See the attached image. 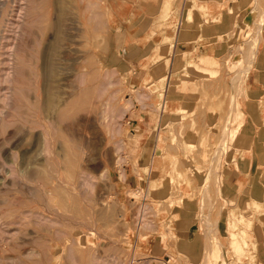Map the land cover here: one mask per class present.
I'll use <instances>...</instances> for the list:
<instances>
[{"label": "rangeland", "instance_id": "obj_1", "mask_svg": "<svg viewBox=\"0 0 264 264\" xmlns=\"http://www.w3.org/2000/svg\"><path fill=\"white\" fill-rule=\"evenodd\" d=\"M194 1L0 0V264H264V0Z\"/></svg>", "mask_w": 264, "mask_h": 264}, {"label": "bare ground", "instance_id": "obj_2", "mask_svg": "<svg viewBox=\"0 0 264 264\" xmlns=\"http://www.w3.org/2000/svg\"><path fill=\"white\" fill-rule=\"evenodd\" d=\"M195 2L196 1H194L193 0V7L189 10V12L188 13H186L185 14V16L188 18V19H192V18H195L196 16V13H195ZM34 4V3H33ZM35 5V4H34ZM196 5H198V3L196 4ZM201 5V4H200ZM199 5V6H200ZM23 6V5H22ZM89 7V6H88ZM92 7H93V5H92ZM201 8V7H200ZM33 9V8H32ZM90 9V8H89ZM92 9V8H91ZM32 13V12H31ZM32 17H33V14L31 15ZM34 16H36V15H34ZM30 17V16H29ZM29 21V20H28ZM28 23V22H27ZM32 24V23H31ZM27 27V26H26ZM220 27V26H219ZM217 29V28H216ZM219 30V29H218ZM221 30V29H220ZM219 30V31H220ZM26 31V30H25ZM14 45V44H13ZM23 67V66H22ZM202 74H205V75H207V74H209V69H205V70H202V72H201ZM182 74H183V72H182ZM188 75V74H187ZM187 75H185V76H187ZM189 76V75H188ZM187 76V77H188ZM184 76H182V78H183ZM10 79V78H9ZM19 79V78H18ZM16 80V79H15ZM17 81V80H16ZM63 110V109H62ZM63 112V111H62ZM62 115V114H61ZM246 163H242L241 165H239V168L241 169V170H244L245 168H247V165H245ZM248 164V163H247ZM246 166V167H245ZM248 169V168H247ZM245 171V170H244ZM93 185V184H92ZM92 185H90V186H92ZM53 199H54V197H53ZM59 199H57V201H58ZM243 200V199H242ZM63 203V202H62ZM59 204V203H58ZM61 205V204H60ZM59 205V206H60ZM244 205V204H243ZM246 205H248V204H246ZM253 205H255L254 207H257V209L259 208V204H257L255 201L253 202ZM69 206V205H68ZM242 207V206H241ZM244 208V212H247V213H249L250 214V216L249 217H246V218H244V221H242L243 222V227H241L240 228V230L239 231H236V232H231V234H230V236H231V238H232V241L234 242V246H235V248H234V252H235V254H236V256L238 257L237 259H239V257L245 252L244 251V249H243V247L245 246V244H242V243H244L243 242V237H242V231H245V232H249V231H253V232H255L256 234H257V236L259 237V235H261V234H259V230H260V225H259V227H257L256 225H255V222H256V219L254 218V216L256 217V212H254V211H252V210H249L248 208H247V206L246 207H243ZM240 213V212H239ZM236 214H238V212H236ZM110 217V216H109ZM146 217V216H145ZM144 217V218H145ZM243 220V219H242ZM53 223V222H52ZM55 223V222H54ZM56 224V223H55ZM230 225V224H229ZM187 227V226H186ZM181 229L183 230V229H185V224H183L182 225V227H181ZM187 229V228H186ZM71 231V230H70ZM67 235V234H66ZM65 235V236H66ZM64 236V235H63ZM61 237V236H60ZM260 238V237H259ZM69 249H71V248H69ZM245 254H246V252H245ZM245 256V255H244Z\"/></svg>", "mask_w": 264, "mask_h": 264}, {"label": "crops", "instance_id": "obj_3", "mask_svg": "<svg viewBox=\"0 0 264 264\" xmlns=\"http://www.w3.org/2000/svg\"><path fill=\"white\" fill-rule=\"evenodd\" d=\"M185 3H186V0H184V5H185ZM184 5H183V10H182V14H183V11L185 10V7H184ZM182 14H181V21H182ZM139 44H140V42H138ZM194 44V45H193ZM189 45H192V47H194L195 48V50L197 49V47H196V45H195V43H190ZM209 45V44H208ZM211 47H209V46H204V45H200L199 47H198V56L200 57H202V58H210V55L208 54V51L207 50H212V49H210ZM210 53V52H209ZM198 57V58H199ZM234 182H236V180L234 181ZM187 232H189L190 234H189V236L188 237H186V240H188L189 242H187V245H188V251H190L191 253H194V252H197V249H198V243H197V241H196V239H197V236H195L194 235V233H192L191 231H187ZM199 250V249H198Z\"/></svg>", "mask_w": 264, "mask_h": 264}]
</instances>
